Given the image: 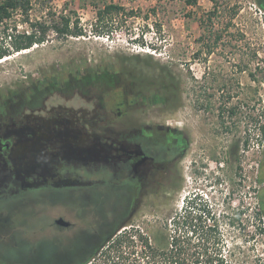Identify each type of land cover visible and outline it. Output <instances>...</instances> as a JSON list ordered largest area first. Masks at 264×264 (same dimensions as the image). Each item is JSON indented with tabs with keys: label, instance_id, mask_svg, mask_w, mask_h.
<instances>
[{
	"label": "rangeland",
	"instance_id": "obj_1",
	"mask_svg": "<svg viewBox=\"0 0 264 264\" xmlns=\"http://www.w3.org/2000/svg\"><path fill=\"white\" fill-rule=\"evenodd\" d=\"M254 1L199 0L192 5L188 0H33L30 18L51 22L66 16L82 34L51 30L47 41L1 59L0 96L34 82L59 84L81 74L91 79L104 66L115 71V87L166 98L168 105L155 108L158 114L170 121L174 116L177 126L193 129L200 140L209 128L213 142L221 145L223 165L211 154L212 169L205 177L194 165L207 156L190 152L175 203L145 199L133 220L119 227L124 241L113 248L109 264H171L163 252L172 248L171 235L187 250L181 258L187 257L188 264L200 253V264H264V13ZM216 3L222 12L212 13ZM106 4L123 9L98 15ZM24 18L16 16L21 29L26 27ZM204 24H212L221 38L204 37ZM111 70L104 75L109 81ZM163 78L175 82L172 93L165 91ZM85 101L77 96L68 104L96 106ZM142 112L132 107L127 116ZM235 146L236 156L231 153ZM213 168L219 179L211 188ZM95 193L92 188H68L42 192L45 204L28 206L16 199L0 204V263L62 261L74 239L64 236L66 231H60L62 240L53 234V217L62 215L76 223L75 229L81 225L87 230L88 222H98L111 206L108 199L96 201ZM39 216H48L45 233ZM204 224L208 237L203 240ZM146 239L160 247V255H150Z\"/></svg>",
	"mask_w": 264,
	"mask_h": 264
},
{
	"label": "flooded vegetation",
	"instance_id": "obj_2",
	"mask_svg": "<svg viewBox=\"0 0 264 264\" xmlns=\"http://www.w3.org/2000/svg\"><path fill=\"white\" fill-rule=\"evenodd\" d=\"M110 70L102 66L91 79L81 74L59 84L34 82L12 95L0 96V204L13 199L28 206L45 204L42 192L68 188H92L96 201H111L109 210L87 230L81 225L75 229L72 221L68 226L56 223L62 215L53 217V234L61 240L60 231L71 234L74 244L66 251L75 252L73 258L78 260L108 239L113 241L118 228L133 220L147 197L160 198L164 205L175 203L192 150L197 156H207L194 165L198 175L205 177V171L212 169L211 154L220 167L223 165L221 145L213 142L209 128L201 140L195 138L193 129L175 124L174 116L170 121L158 114L155 108L168 105L166 98L160 101L130 88L115 87V71L111 70V81L109 75L104 76ZM96 82L102 85H93ZM98 87L103 90L96 91ZM77 96L96 106L68 104ZM132 107L143 112L129 117ZM236 147L231 152L234 156ZM213 171L211 188L219 179V171ZM30 212L35 218V212ZM48 220V216H39L43 233Z\"/></svg>",
	"mask_w": 264,
	"mask_h": 264
},
{
	"label": "trees",
	"instance_id": "obj_3",
	"mask_svg": "<svg viewBox=\"0 0 264 264\" xmlns=\"http://www.w3.org/2000/svg\"><path fill=\"white\" fill-rule=\"evenodd\" d=\"M198 1L199 0H188V3L196 5ZM254 2L264 13V0H255ZM33 5V0H0V60L11 56L16 52L22 51L24 49H29L35 44L47 41L49 31L51 30L56 31L58 34H82V30H79L78 28L74 29V27H71L72 21L66 16H60V19H51V22L50 20H41L38 18H35V20H33L32 18H30V12L33 8ZM120 9H123V7L117 4H106L104 8H98V15H103V13ZM218 12H222V10L221 6L216 3L214 11L212 13ZM19 14L25 17L23 23H26V27L23 29L19 28V23L16 20V16ZM203 33L204 34L202 35H204V37L207 36L211 38L213 35H215L216 39L221 38V35L217 34L216 31L213 30L212 24H204ZM252 75L254 76V74ZM161 83L163 84L165 91H168L169 93H172L174 91L175 82L171 80V78H166V80L165 78H163V80H161ZM231 113L233 114L234 111H232ZM261 132L264 135V125L261 126ZM199 199L200 202H203V198ZM202 212L204 213L205 210H203ZM88 225L91 224L88 222ZM206 226V224L202 226L201 237L203 240L208 237ZM64 236L68 237V234ZM124 236L125 234H123V232L122 234L118 233L113 241H109L111 243L106 244V248L102 245L104 248L101 251V247H99L96 250L88 253L86 257L81 260L73 258L75 257V252L66 251L64 256V260L66 262L62 264H109L108 262L110 260L113 248H119L122 245ZM171 238H173V241L169 242V245L172 248H169V250L167 251H163L164 254L168 256L167 259L171 262V264H188L185 262L187 260V257H184V259L181 258V255L186 254L187 250L182 248V246H180L179 248L178 239H175L173 235H171ZM146 244L149 247V250H151L149 251L151 252L150 255L153 253L156 256L160 255V251H162L160 247H153L148 239H146ZM175 245L177 251L175 250ZM200 254H198V256H195L196 258H194L193 262L190 264L202 263L203 259L200 258ZM146 255H148V253ZM212 260L213 259H208V261ZM0 264H8V262ZM33 264L40 263L37 262Z\"/></svg>",
	"mask_w": 264,
	"mask_h": 264
},
{
	"label": "water",
	"instance_id": "obj_4",
	"mask_svg": "<svg viewBox=\"0 0 264 264\" xmlns=\"http://www.w3.org/2000/svg\"><path fill=\"white\" fill-rule=\"evenodd\" d=\"M56 223H58V224H60V225L68 226V225L71 224V221L65 219L64 217H59V218L56 220ZM118 230H119V228H118ZM109 241H110V239H108V240L106 241V243L109 242ZM104 245H105V243L103 244V246H104ZM103 246H102V247H103Z\"/></svg>",
	"mask_w": 264,
	"mask_h": 264
},
{
	"label": "bare ground",
	"instance_id": "obj_5",
	"mask_svg": "<svg viewBox=\"0 0 264 264\" xmlns=\"http://www.w3.org/2000/svg\"><path fill=\"white\" fill-rule=\"evenodd\" d=\"M24 51H25V49H24Z\"/></svg>",
	"mask_w": 264,
	"mask_h": 264
}]
</instances>
